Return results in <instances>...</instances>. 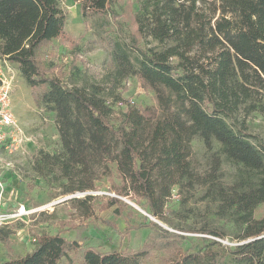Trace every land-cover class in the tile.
I'll return each mask as SVG.
<instances>
[{"label":"trees","instance_id":"obj_1","mask_svg":"<svg viewBox=\"0 0 264 264\" xmlns=\"http://www.w3.org/2000/svg\"><path fill=\"white\" fill-rule=\"evenodd\" d=\"M75 1L87 17L108 14L115 0ZM134 20L130 46L137 57L133 60L120 42L108 39L112 70L107 80L116 88L136 76L154 91L161 113L150 116L129 107L123 125L115 128L102 88L69 87L58 77L48 78L38 59L44 43L66 34L60 0H0V56L18 65L37 106L55 113L62 153L46 154V162L56 160L71 193L94 190L95 170L110 172L115 164L125 193L144 199L160 220H165L174 186L202 187L204 197L221 210L237 211L240 243L226 245L223 254L213 247L181 253L168 264H264V216L255 217V208L264 202V144L247 124L252 113H264V0H140ZM36 89L44 90L37 94ZM195 137L211 152L205 172L194 164ZM214 143L219 151H213ZM221 154L242 165L240 180L231 185L219 175ZM93 199L73 200L90 216L87 204ZM189 232L225 237L211 229ZM11 234L0 227L1 242ZM211 245L222 247L217 240ZM78 248L77 241L61 234L42 235L31 252L0 264H62ZM145 255L144 250L90 247L82 264H146Z\"/></svg>","mask_w":264,"mask_h":264},{"label":"rangeland","instance_id":"obj_2","mask_svg":"<svg viewBox=\"0 0 264 264\" xmlns=\"http://www.w3.org/2000/svg\"><path fill=\"white\" fill-rule=\"evenodd\" d=\"M139 5L140 0H115L108 14L84 17L78 1L60 0L66 15V34L44 43L38 52L48 78L58 77L69 87L88 88L95 84L102 88L100 96L112 109L110 120L115 128L123 125V114L129 107L150 116L161 113L154 91L136 76L123 80L116 88L107 80L112 70L108 39L120 42L133 60L137 57L130 45L137 29L134 17ZM0 79L9 83L11 105L18 114V129L0 145V227L12 231L7 243L0 241V262L31 252L42 235L61 234L79 243L62 264H82L84 251L90 247L104 252L144 250L146 264H168L181 253L213 247L223 254L226 245L234 248L240 243L237 211L221 210L217 202L204 197L202 187L180 190L174 186L165 220L151 215L144 199L125 193L115 164H111L110 172L101 167L95 170L94 190L67 192L71 187L68 179L54 164L56 160L48 163L45 156L62 153L55 113L37 106L34 90L26 84L18 65L1 56ZM43 90L36 89L37 94ZM247 124L252 135L264 144V113H252ZM191 144L197 170L207 171L211 152L199 137ZM219 148L214 143L213 151ZM220 158L221 181L231 185L240 180L242 165L228 161L222 154ZM86 195L94 196L87 204L90 216L83 215L73 200ZM115 197L121 202H113ZM262 216L264 202L255 208V217ZM200 229L217 230L225 237L189 232ZM214 240L220 241L222 247L211 245ZM229 259L230 255H226Z\"/></svg>","mask_w":264,"mask_h":264},{"label":"built area","instance_id":"obj_3","mask_svg":"<svg viewBox=\"0 0 264 264\" xmlns=\"http://www.w3.org/2000/svg\"><path fill=\"white\" fill-rule=\"evenodd\" d=\"M11 87L0 79V145L18 129V120L11 105Z\"/></svg>","mask_w":264,"mask_h":264},{"label":"water","instance_id":"obj_4","mask_svg":"<svg viewBox=\"0 0 264 264\" xmlns=\"http://www.w3.org/2000/svg\"><path fill=\"white\" fill-rule=\"evenodd\" d=\"M135 205V204H134ZM136 206V205H135ZM137 207V206H136ZM137 208H139V207H137ZM140 209V208H139ZM141 211H143L142 209H140ZM143 212H145V211H143ZM146 213V212H145ZM150 217H151V215L150 214H148Z\"/></svg>","mask_w":264,"mask_h":264},{"label":"crops","instance_id":"obj_5","mask_svg":"<svg viewBox=\"0 0 264 264\" xmlns=\"http://www.w3.org/2000/svg\"><path fill=\"white\" fill-rule=\"evenodd\" d=\"M12 110H13V108H12ZM13 112H14V111H13ZM14 115L18 117V114H14Z\"/></svg>","mask_w":264,"mask_h":264}]
</instances>
